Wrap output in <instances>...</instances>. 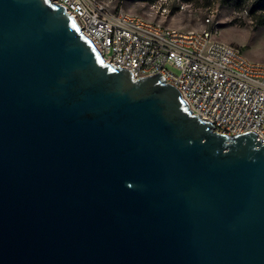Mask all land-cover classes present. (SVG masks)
I'll list each match as a JSON object with an SVG mask.
<instances>
[{"label":"water","instance_id":"obj_1","mask_svg":"<svg viewBox=\"0 0 264 264\" xmlns=\"http://www.w3.org/2000/svg\"><path fill=\"white\" fill-rule=\"evenodd\" d=\"M80 30L0 0V264H264V140Z\"/></svg>","mask_w":264,"mask_h":264},{"label":"built area","instance_id":"obj_2","mask_svg":"<svg viewBox=\"0 0 264 264\" xmlns=\"http://www.w3.org/2000/svg\"><path fill=\"white\" fill-rule=\"evenodd\" d=\"M51 1L74 16L105 64L130 69L134 80L161 73L193 115L211 121L213 133L252 131L264 140V62L215 40L213 29L181 31L123 9L112 11L99 0Z\"/></svg>","mask_w":264,"mask_h":264},{"label":"rangeland","instance_id":"obj_3","mask_svg":"<svg viewBox=\"0 0 264 264\" xmlns=\"http://www.w3.org/2000/svg\"><path fill=\"white\" fill-rule=\"evenodd\" d=\"M112 11L123 9L181 31H215V40L240 47L264 62V27L256 26L253 0H99ZM208 20L210 23H208ZM175 74L180 71L168 66Z\"/></svg>","mask_w":264,"mask_h":264},{"label":"trees","instance_id":"obj_4","mask_svg":"<svg viewBox=\"0 0 264 264\" xmlns=\"http://www.w3.org/2000/svg\"><path fill=\"white\" fill-rule=\"evenodd\" d=\"M241 3H245L249 0H240ZM254 2V10H252V13H255L256 18V26L257 27H264V0H253Z\"/></svg>","mask_w":264,"mask_h":264}]
</instances>
